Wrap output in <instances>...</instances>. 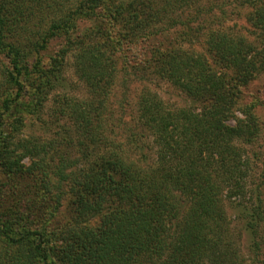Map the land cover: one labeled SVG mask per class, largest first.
<instances>
[{"label": "trees", "instance_id": "obj_1", "mask_svg": "<svg viewBox=\"0 0 264 264\" xmlns=\"http://www.w3.org/2000/svg\"><path fill=\"white\" fill-rule=\"evenodd\" d=\"M227 1L0 0V264H264V0Z\"/></svg>", "mask_w": 264, "mask_h": 264}, {"label": "rangeland", "instance_id": "obj_2", "mask_svg": "<svg viewBox=\"0 0 264 264\" xmlns=\"http://www.w3.org/2000/svg\"><path fill=\"white\" fill-rule=\"evenodd\" d=\"M236 6L237 5H236L235 0H230V1L226 2V10H227V12H226L227 16L226 17L227 18H224V20L226 19L225 23H227L229 26H232L233 28L235 27V29L247 31L248 24L246 22V18H245L246 13L244 14V10L248 11V8L247 7L243 8L244 10L241 12L242 8H241V10L234 9V8H236ZM213 22L217 23L218 18L216 17L213 20ZM213 25H216V24H213ZM66 75H67L66 86H68V90L73 94L82 95L84 92V87L80 84V82L78 81V79L74 73L71 57H69L68 62H67ZM134 81H135V79H134ZM134 81H132L131 87L133 89L132 90L133 94L131 93L132 99L130 98L131 99L130 103L127 106L128 110H130L131 107L134 105V101L136 99L135 98L136 94L140 93L141 88L143 87V84H144V80H142V81L138 80L135 82ZM148 85H150V87L152 89L158 91L159 94L163 97V99L165 101H167V103L170 104L171 106H180V105H184L187 102L186 98L182 94V92H180L177 88H175L170 83H168L164 80H152V81L148 82ZM256 89L259 91L258 93L255 91ZM248 91H255L257 94H260V97H261L260 99H262V103L259 104L258 109H256V111L260 117V120H261L262 130H261L259 137L255 141V143H253L252 145H250L248 147V150H249L248 154L251 156L250 160L252 161V163H251V166H252L251 167V176L249 179L250 180V187L251 186L255 187L260 181L264 182V76H260L255 81H253V83L250 85ZM116 99L118 100V97ZM116 99H115V101H117ZM47 110H48V108H47ZM45 116L48 117L47 114ZM42 127H44V128H42ZM46 127H47V129L45 130V126H41V123L37 122L34 124V126H32V124H29L28 127L25 128V132L26 133H32V132L36 131V132L40 133L41 135H42V133H46L47 134L46 136H48V137L55 134L54 133L55 132V126L54 125H52L51 123H48ZM35 128H36V130H35ZM152 154H153V150L151 152H149V156L151 157V159L154 158V156H153L154 154L153 155ZM26 161H28V160H26ZM262 190H264V184L262 186ZM247 196H248V198L245 199V202L252 203L251 199H253L254 195H252L251 192H249V194ZM250 197H252V198H250ZM231 210L232 209L229 207L230 213H232ZM233 218H234V216H233ZM234 224H235L236 228H239L242 225V223L240 221H236ZM238 232L239 231H237V233ZM249 238H250V234L245 232V234L242 237V242H241L243 248H246V246L249 242L248 241Z\"/></svg>", "mask_w": 264, "mask_h": 264}]
</instances>
